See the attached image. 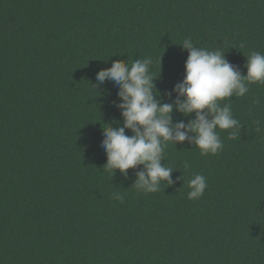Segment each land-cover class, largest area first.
<instances>
[{"label": "trees", "instance_id": "obj_1", "mask_svg": "<svg viewBox=\"0 0 264 264\" xmlns=\"http://www.w3.org/2000/svg\"><path fill=\"white\" fill-rule=\"evenodd\" d=\"M187 38L246 75L264 54V0H0V264H264V84L221 102L242 127L217 130V154L167 144L174 184L137 191L143 166L125 179L105 165L102 126L122 117L97 72L150 57L172 102ZM194 174L207 180L196 200Z\"/></svg>", "mask_w": 264, "mask_h": 264}, {"label": "clouds", "instance_id": "obj_2", "mask_svg": "<svg viewBox=\"0 0 264 264\" xmlns=\"http://www.w3.org/2000/svg\"><path fill=\"white\" fill-rule=\"evenodd\" d=\"M188 56L184 64L182 82L166 93L172 102H164L156 89L155 79L150 70L152 59L112 61L111 67L103 68L96 74L95 87L106 81L118 88L114 106L120 111V121L102 126L101 146L106 153V166L115 174L116 170L128 178L127 170L137 169L134 187L137 191L155 193L161 182L174 184L171 178L173 168L162 164L164 149L169 142L194 144L203 155H215L223 149L219 130H231L229 139L238 138L242 124L234 118L231 106L221 105L225 99L242 97L249 91V84H264V54L252 52L246 58V75L229 63L225 53L195 46L190 38L181 44ZM161 67V58H160ZM160 70V68H159ZM117 101H119L117 103ZM255 103L259 104L257 98ZM183 117L195 114L187 123L181 119L173 122V113ZM257 131L260 121H256ZM129 130L132 135H127ZM189 165L185 163L187 169ZM178 179H183L179 177ZM188 198L199 199L207 188V180L201 174H194L188 181ZM117 200L123 197L114 193Z\"/></svg>", "mask_w": 264, "mask_h": 264}]
</instances>
